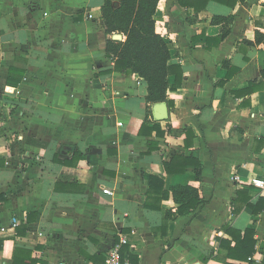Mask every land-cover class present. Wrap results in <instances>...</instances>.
<instances>
[{
  "label": "crops",
  "instance_id": "obj_1",
  "mask_svg": "<svg viewBox=\"0 0 264 264\" xmlns=\"http://www.w3.org/2000/svg\"><path fill=\"white\" fill-rule=\"evenodd\" d=\"M103 4L0 0V264L15 248L38 264H106L123 238L131 264H264V210L235 202L239 190L264 197L253 183L264 179V0L159 1L156 29L177 69L163 121L147 82L107 56ZM230 15L212 46L214 16ZM11 74L23 75L15 86ZM175 185L204 203L177 214ZM225 225L255 230L251 263L224 258Z\"/></svg>",
  "mask_w": 264,
  "mask_h": 264
},
{
  "label": "trees",
  "instance_id": "obj_2",
  "mask_svg": "<svg viewBox=\"0 0 264 264\" xmlns=\"http://www.w3.org/2000/svg\"><path fill=\"white\" fill-rule=\"evenodd\" d=\"M160 0H104L101 8L100 24L104 28L107 35L106 52L107 56L114 62V69L118 72L131 76L139 75L148 84L147 103L149 111L151 105L158 102L168 101V91L171 89L169 76L176 73V67L169 64L171 59L170 46L164 37L157 32V7ZM231 7L237 5L238 0H217ZM234 17L232 15L214 16L212 23L222 25L220 33L211 36L213 39L212 46H218L225 40L231 32V25ZM261 23V22H260ZM264 25V23H262ZM115 33L122 34L125 38L117 40L112 38ZM264 41V33L256 32L255 43ZM209 46V49L212 48ZM228 66V61L224 62ZM230 72L227 79L231 78ZM21 75L17 82L12 81L14 76L9 77V85H17L21 79ZM178 79V78H177ZM147 123H144L146 127ZM143 126V127H144ZM156 130L161 134L159 123L151 127L150 132ZM144 132V131H141ZM190 136V133L189 135ZM183 159L176 157L175 161ZM190 162V159H185ZM197 168L198 178H201V164L194 163ZM188 164L181 166V171H185ZM151 188L156 189L157 186H163V181L154 176H148ZM173 198L178 204L176 213L185 215L204 203L200 198L199 190L190 185H175L171 187ZM167 194V193H166ZM248 193L238 191L236 204L242 201L247 204L252 211L257 214L264 210V197H261L257 203L250 202ZM1 198V197H0ZM149 204L147 203V206ZM175 217L174 211H168L167 221ZM225 232L230 235L231 239L219 238L221 248L226 251L224 258H233L237 260H248L251 263L252 256L256 252L257 240L255 238V230L247 228L242 231L230 225L224 226ZM122 256L126 257L123 250ZM29 260V263L26 262ZM40 260L32 257L31 251L15 248L13 253V264H38ZM226 264H229L226 262Z\"/></svg>",
  "mask_w": 264,
  "mask_h": 264
},
{
  "label": "built area",
  "instance_id": "obj_3",
  "mask_svg": "<svg viewBox=\"0 0 264 264\" xmlns=\"http://www.w3.org/2000/svg\"><path fill=\"white\" fill-rule=\"evenodd\" d=\"M253 183L258 186L264 188V179L255 178ZM107 193L111 192L110 190H105ZM126 243V239L123 238L120 244L114 245L108 253L106 258V264H131L127 257L122 256V244ZM251 259V258H250Z\"/></svg>",
  "mask_w": 264,
  "mask_h": 264
},
{
  "label": "water",
  "instance_id": "obj_4",
  "mask_svg": "<svg viewBox=\"0 0 264 264\" xmlns=\"http://www.w3.org/2000/svg\"><path fill=\"white\" fill-rule=\"evenodd\" d=\"M112 37L114 39L121 40L123 35L115 33ZM153 116L157 121H163L169 118V107L166 101L158 102L153 105Z\"/></svg>",
  "mask_w": 264,
  "mask_h": 264
}]
</instances>
